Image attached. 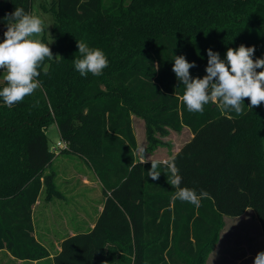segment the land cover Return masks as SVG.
<instances>
[{
    "label": "trees",
    "instance_id": "obj_1",
    "mask_svg": "<svg viewBox=\"0 0 264 264\" xmlns=\"http://www.w3.org/2000/svg\"><path fill=\"white\" fill-rule=\"evenodd\" d=\"M31 6L0 0V31L15 8L30 14ZM41 8L52 15L54 59L45 60L31 96L11 108L0 98V251L25 261L49 257L33 236L31 209L41 190L45 200L59 197L55 173L45 172L54 158L46 136L51 124L65 151L93 171L104 198L93 227L64 238L52 264H115L114 246L128 254L126 264H204L223 217L247 209L264 249V104L250 109L245 99L241 116L218 102L190 113L172 70L183 55L196 64L191 75L202 78L208 49L225 59L241 44L255 47L253 59L264 58V0H51ZM80 40L105 53L102 75L75 70ZM133 115L149 139L165 128L189 131L167 160L175 157L181 187L205 190L211 199L199 208L174 200L163 162L158 180L147 176L151 162L135 158Z\"/></svg>",
    "mask_w": 264,
    "mask_h": 264
},
{
    "label": "clouds",
    "instance_id": "obj_2",
    "mask_svg": "<svg viewBox=\"0 0 264 264\" xmlns=\"http://www.w3.org/2000/svg\"><path fill=\"white\" fill-rule=\"evenodd\" d=\"M7 30L0 42V72L3 73L4 85L0 88V98L11 108L31 96L40 86L38 77L45 60H53L54 55L49 44L43 43L41 34L45 29L44 20L26 13L23 8H15L5 17ZM78 57L74 58V68L81 77L89 73L100 76L108 67L109 61L99 48H91L88 43L77 41ZM255 47L241 44L238 48H228L225 59L218 52L207 50L208 62L206 75L193 77L190 69L195 62H188L185 56H175L173 72L182 82L184 92L182 102L190 113H203L205 105L218 102L222 110L234 112L237 116L244 114L245 99L250 101L252 109L264 104V58L253 59ZM55 59H62L56 55ZM260 69V71H257ZM44 74H47L45 66ZM166 169L167 183L176 189L173 199L187 202L199 208L203 199H211L209 192L181 187L182 177L175 163V157L163 162ZM160 163L151 161L147 176L158 180ZM253 264H264V251L254 257Z\"/></svg>",
    "mask_w": 264,
    "mask_h": 264
},
{
    "label": "rangeland",
    "instance_id": "obj_3",
    "mask_svg": "<svg viewBox=\"0 0 264 264\" xmlns=\"http://www.w3.org/2000/svg\"><path fill=\"white\" fill-rule=\"evenodd\" d=\"M51 0H31L32 6L30 14L40 16L45 22L44 32L41 34L43 43L50 44L52 42L51 25L53 22L52 15L49 12L43 11L41 6L48 8ZM0 40V42H2ZM3 82V73L0 72V84ZM131 124L133 133L136 139L137 148L135 158L140 162L159 161L164 162L171 157L179 148L190 139V134L186 128H182L179 132H174L171 129L165 128L164 133H152L151 139L148 138L145 125L142 119L131 116ZM47 142L49 149L55 147L57 142H62L59 137L55 124H51L47 131ZM264 146V133H263ZM66 149H57L54 152V158L50 165L45 169V172H54L57 177L54 179L56 189L59 191L57 206L62 210V213L78 206L77 195L88 194L85 191L77 188L81 184V177L73 175L74 170L89 179V173L84 171L88 165L83 160L82 156H77L72 152L65 151ZM71 173V174H69ZM94 192V187H91ZM82 191V192H81ZM98 191V190H97ZM95 190L94 193L97 192ZM84 192V193H83ZM98 194V193H97ZM42 194V201L44 199ZM89 197V196H87ZM87 201V200H86ZM59 203V204H58ZM83 210L87 211L86 216H92L96 211L95 205L90 202L84 203ZM35 209V227L37 239L44 243L47 249L52 253L55 250L54 243L50 239H46V233L39 230V222L36 216ZM59 217L61 213L58 211ZM56 215V218H59ZM63 218V217H62ZM65 221V218H63ZM62 220V221H63ZM69 222L73 221L72 217H68ZM260 251H264L261 238V228L251 209H247L241 216L238 217H223V228L219 232L218 242L207 256L204 264H253L254 257ZM115 264H126L128 254L120 250L118 246H114ZM0 258L2 255L0 254ZM1 264V263H0ZM48 264V262H44Z\"/></svg>",
    "mask_w": 264,
    "mask_h": 264
},
{
    "label": "crops",
    "instance_id": "obj_4",
    "mask_svg": "<svg viewBox=\"0 0 264 264\" xmlns=\"http://www.w3.org/2000/svg\"><path fill=\"white\" fill-rule=\"evenodd\" d=\"M84 171L89 173V179L86 178L84 175L76 172L75 170L74 172H72L73 175H76L77 177H81V184H78L77 188L85 191V193L89 191L88 194L85 195H81L80 193H78L77 195L78 197L76 199L78 202L77 203L78 206L74 205V207L67 209L62 213V210L56 207L58 198L53 197L50 200L42 201L43 190H41L35 204L31 209V220L33 225L34 238L47 249L45 244L37 239L35 233L37 228L35 227L34 216H35V209L38 206L40 208L37 209L36 216L38 218L37 221L39 222L40 225L39 230L46 233V239H50L54 243L55 250L52 253L47 249V251L49 252V257L38 261L17 260L13 258L6 250H1L0 251V254L2 255V258H0L1 264H44V262H48V264H52V257L60 250L59 245L64 238L72 236L78 232L87 231L93 227L98 214L102 210L104 198L102 197L101 194V185L97 180L93 171L88 166L86 168L84 167ZM55 177H57L56 174ZM91 187H94V192L95 190L96 191L98 190L96 194L94 195L90 194V193H94ZM86 202H90L91 205H95L96 207V211L93 213L92 216L89 215V218L86 216L87 211H84L82 209L83 206H85L84 203ZM58 211L61 213L60 217H59V213H56ZM56 215L59 218H56ZM62 217L65 218V221L63 220ZM68 217H72L73 221L69 222L67 220Z\"/></svg>",
    "mask_w": 264,
    "mask_h": 264
},
{
    "label": "built area",
    "instance_id": "obj_5",
    "mask_svg": "<svg viewBox=\"0 0 264 264\" xmlns=\"http://www.w3.org/2000/svg\"><path fill=\"white\" fill-rule=\"evenodd\" d=\"M4 39V32L0 31V40ZM57 149H67V143L64 141L57 142L55 147L51 148L50 151L54 153Z\"/></svg>",
    "mask_w": 264,
    "mask_h": 264
}]
</instances>
